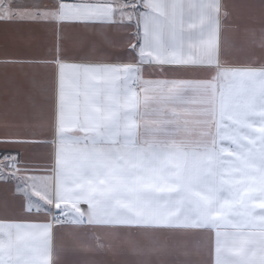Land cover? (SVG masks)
Wrapping results in <instances>:
<instances>
[{"label":"snow or ice","instance_id":"1","mask_svg":"<svg viewBox=\"0 0 264 264\" xmlns=\"http://www.w3.org/2000/svg\"><path fill=\"white\" fill-rule=\"evenodd\" d=\"M0 264H264V0H0Z\"/></svg>","mask_w":264,"mask_h":264}]
</instances>
